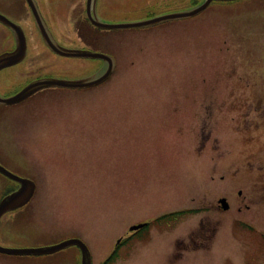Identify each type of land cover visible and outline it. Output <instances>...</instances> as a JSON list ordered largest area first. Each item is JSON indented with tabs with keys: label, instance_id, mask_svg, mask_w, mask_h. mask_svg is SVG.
<instances>
[{
	"label": "rangeland",
	"instance_id": "1",
	"mask_svg": "<svg viewBox=\"0 0 264 264\" xmlns=\"http://www.w3.org/2000/svg\"><path fill=\"white\" fill-rule=\"evenodd\" d=\"M193 1L201 0H106L99 8L107 22L126 23L190 9ZM49 22L70 28L74 20ZM92 35L91 49L116 60L106 82L47 89L0 110L1 164L36 184L31 202L0 220V246L76 238L101 264L130 225L253 188L254 206L239 217L252 228H234L233 213L225 215L211 264H264V0L213 1L191 18ZM33 57L63 79L99 68L95 59L42 50L30 51L27 66ZM15 185L0 175V196ZM204 215L214 217L179 216L170 233L186 235ZM153 231L148 246L131 240L110 264L159 263L168 232ZM0 264H80V251L0 254Z\"/></svg>",
	"mask_w": 264,
	"mask_h": 264
},
{
	"label": "flooded vegetation",
	"instance_id": "2",
	"mask_svg": "<svg viewBox=\"0 0 264 264\" xmlns=\"http://www.w3.org/2000/svg\"><path fill=\"white\" fill-rule=\"evenodd\" d=\"M87 2L88 0H32V4H30L27 0H0V15L19 26L22 29L26 41L24 58L16 64L0 69V97L9 98L14 96L29 83L41 78H60L59 76L46 74L44 69H41V59L35 60L33 57V62L27 66L26 62L29 58L30 51L32 53L42 50L61 59H73L71 57H63L62 55L54 53L46 45L37 25L35 14L37 15L38 20L40 17L44 21L49 32L46 31L49 40L52 38V40L58 43L59 46L67 49L93 50L90 45V39H94L92 33L96 31L99 34H102L106 30L94 26L89 20L88 12L93 18L96 16L100 21H106L105 12L101 11L99 8L101 4L102 8H105L104 5L106 4V0H94V12L90 5L88 11ZM49 19H68L74 20V23H72L70 29L69 27H66V25L54 26L49 22ZM0 34L5 37V43H0V45H2L0 46V55L13 52L18 46L12 29L3 22H0ZM101 40L102 37L97 38L99 44L104 47L105 41L102 40L101 42ZM79 43L81 45H79ZM95 51L106 53L100 50ZM97 62L99 63V68L104 65L103 61L100 59H97ZM45 90L47 89L38 90L24 100L14 104L6 105L0 103V110L11 106H21ZM1 152L0 147V153ZM1 160L2 159L0 158V165L10 172L17 174L15 171L8 169L1 164ZM211 180H214L213 176L211 177ZM224 180H226L225 176L221 175L219 181ZM17 188L18 184H16L15 187L13 186V189H11L10 192ZM222 194L223 195L219 197L213 198L209 203H207L203 197L198 206L184 209L183 211L167 212L160 217L152 218L143 229L133 232L130 235H126L128 237L120 243L118 249L126 246L131 240H137L139 244L144 243V246H148V242L151 241L148 237L150 235L152 236L151 231L153 228V234H158L162 231L164 233L168 232L166 233L168 235L167 241L161 248L160 259L157 264H211L214 260L213 253L221 243L219 237L222 232L219 237H216V235L217 233L219 234V230L222 229L221 220L225 215L233 213L235 218L230 224L234 228L240 229L244 232L248 230L247 228H252L250 224L243 219H239V217L242 216V213H245L244 211H250L254 206V189L251 188L250 190L249 188H246L245 193L243 189H237L236 191L223 192ZM222 199L225 200V205H222ZM17 211L18 210L14 211V213ZM206 211L212 212L214 217L208 215L200 217L195 225L197 226V229H195V227L191 228L186 235L177 238H174L170 233V228L175 226L174 223L178 220L177 218L179 216ZM154 223L158 224L155 225ZM143 231H146L143 235L139 234ZM199 249H211V252L196 254L200 251ZM186 255L188 256L187 259Z\"/></svg>",
	"mask_w": 264,
	"mask_h": 264
},
{
	"label": "water",
	"instance_id": "3",
	"mask_svg": "<svg viewBox=\"0 0 264 264\" xmlns=\"http://www.w3.org/2000/svg\"><path fill=\"white\" fill-rule=\"evenodd\" d=\"M30 4H32V0H27ZM213 1H235V0H203L200 4L186 10L177 11L173 13H166L162 15H158L152 18H148L141 21L136 22H126V23H108L102 22L96 16L93 18L91 14L88 12V17L90 22L100 28L106 30H119V29H127V28H147L156 26L162 23L191 18L199 13H201L204 9L208 7V5ZM89 5L95 8L94 0H88L87 6L89 11ZM36 22L39 27V30L42 34V37L46 43V45L55 53L66 56V57H76V58H89V59H101L104 63V66L99 69L97 72L88 75L83 78L78 79H57V78H41L29 83L25 86L19 93L9 98L0 97V103L9 105L20 102L25 98L29 97L33 93L38 90L45 88H67V89H85L90 87H95L107 79L110 78L112 73L115 70V61L112 56L102 54L99 52L89 51V50H79V49H66L58 45L54 40H49V37L46 33L47 27L39 17L35 14ZM0 22H3L7 26H9L13 33L15 34V38L17 40L16 49L13 52L3 53L0 55V69L16 64L20 62L26 52V41L22 29L16 25L14 22H11L4 16L0 15ZM42 23V25H41ZM49 33V32H48ZM0 173L6 176L9 179H12L20 184L19 188L6 195L0 201V218L1 216L9 211L16 210L22 206H24L33 196L35 191V183L27 178H21L12 172L5 169L0 165ZM222 204H224V200H221ZM144 226V224L131 226L129 231H135ZM76 245L81 251V264H91L89 251L86 245L80 240L76 238L65 240L56 245L48 246V247H38V248H6L0 246V253L6 255H20V256H29V255H45L51 254L61 249L67 248L69 246Z\"/></svg>",
	"mask_w": 264,
	"mask_h": 264
},
{
	"label": "trees",
	"instance_id": "4",
	"mask_svg": "<svg viewBox=\"0 0 264 264\" xmlns=\"http://www.w3.org/2000/svg\"><path fill=\"white\" fill-rule=\"evenodd\" d=\"M196 2H197V1H195V2L193 1V4H197ZM112 258H113V257H110V259H108V260L110 261V260H112ZM108 260H107V261H108Z\"/></svg>",
	"mask_w": 264,
	"mask_h": 264
}]
</instances>
